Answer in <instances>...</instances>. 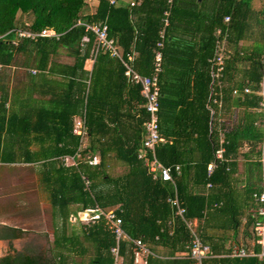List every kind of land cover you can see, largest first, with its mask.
<instances>
[{"label":"trees","instance_id":"1","mask_svg":"<svg viewBox=\"0 0 264 264\" xmlns=\"http://www.w3.org/2000/svg\"><path fill=\"white\" fill-rule=\"evenodd\" d=\"M87 1L0 0V64L7 65L16 55L35 50L40 57L36 66L43 70L50 54L64 49L75 58L70 70L79 71L85 79L83 66L94 49L95 36L79 23H101L107 26L108 38L116 41L124 56L136 53L135 70L150 76L157 44L161 42L158 116L159 132L165 141L156 147V156L164 166L172 168L174 184L153 179L138 158L148 119L144 98L139 86L127 82L122 65L112 60L108 52H100L89 87L79 82L75 89L70 88L69 98L74 102L68 103L71 110L63 115L65 121H59L64 128L57 131L62 144L42 147L40 152L50 157L75 155L79 138L72 135L71 117L76 115L78 104L86 110L90 144L78 166L65 168L52 163L57 165V173L49 180L56 184L52 197L60 208L62 221L66 222L70 213L87 208L118 207L122 228L131 238L141 239L151 247H166L171 256L177 251L188 252L190 234L179 218H173L174 208L168 202L174 197L175 188L186 210L185 219L196 222L194 227L203 243L212 244L213 255L219 256L202 264H264V259L220 255L226 252L225 235L236 232L240 215L250 208L260 184L257 160L247 170L243 187L237 176L241 149L247 146L253 153L263 137L264 115L259 107L258 85L264 70V43H252V49L241 45L252 29V0H140L133 7L128 0L115 6L108 0H98L95 12L84 15ZM19 12L32 19L28 26L21 22V31L37 34L50 29L59 34L58 39H19ZM226 17L228 22L224 21ZM84 36L89 41L81 45ZM12 39L18 41L16 46L11 44ZM220 53L224 58L223 77L216 80L215 60ZM245 88L249 94H244ZM236 90L238 95L233 94ZM225 114L230 116L231 124L223 123ZM220 148L222 159L216 157ZM110 155L128 168L125 174H108ZM255 156L257 159L258 151ZM95 157L98 163L89 164L88 160ZM176 165L181 166L179 175L174 171ZM83 178L89 181L88 189ZM70 205L76 207L71 210ZM224 219L227 223L219 225ZM255 221L248 214L244 226L247 235ZM87 225L88 228H81V236L93 247V256L79 264H114L110 250L115 237L106 221ZM219 226L227 227L220 236L212 234ZM79 234L73 230L69 241L64 233L57 236L54 246L58 252L52 257L7 256L0 258V264H62L64 251L86 255L89 250ZM120 248L127 264H133L128 243L123 242ZM253 249L259 251L257 246ZM149 264L195 263L190 258H173L153 259Z\"/></svg>","mask_w":264,"mask_h":264},{"label":"crops","instance_id":"2","mask_svg":"<svg viewBox=\"0 0 264 264\" xmlns=\"http://www.w3.org/2000/svg\"><path fill=\"white\" fill-rule=\"evenodd\" d=\"M90 2L92 3L87 5L84 15L93 14L96 10L98 0H90ZM31 21L30 17L19 12L17 28L20 29L18 30H21V22L24 26H28ZM39 58L37 52L33 50L31 54L27 52V54L16 55L7 65L0 64V258L7 256L52 257L58 252L54 246L57 236L64 233L66 241H69L73 230L77 227L80 229L89 227L82 222H72V216L81 211L75 214L70 213L67 221L63 222L59 212L60 208L53 202L52 195H55L56 184H53L49 177H56L57 165L52 166V163L58 162L62 167L70 168L64 166L61 161L67 155L50 157L41 155L40 152L42 147L62 144L59 142L57 131L64 128L60 126L59 121L63 119L66 110L68 112L71 110V107L68 109V103L74 102L69 98L71 97L70 88L75 89L79 82L86 83L89 87L94 63L90 61V56L86 59L83 66L84 79L79 71L74 73L70 70L75 63V58L68 55L64 49H58L55 54H50L46 68L43 70L36 66ZM110 58L119 62L116 58L111 56ZM3 103H5L4 106H2ZM81 111L82 108L78 104L74 111L76 115L71 117L73 136H75L73 122ZM220 139H224L222 133ZM242 155L244 156V153ZM97 160L99 161L98 158ZM113 160L120 163L114 157ZM240 160L244 162L242 156L238 159ZM240 165L238 164V167ZM247 170L237 172L238 179L243 183L241 187L244 185ZM75 207L76 205L69 206L71 210ZM244 213L246 211L240 215L241 224L236 232L232 230L225 235L224 250L226 252L220 254L221 256L227 257L229 247L233 243L248 247L252 245V243L247 245L244 235H240V232L243 234L245 231V228H240L245 220ZM224 222L226 219L219 221V225L227 223ZM192 223L197 226L196 222ZM225 227L219 226L218 230H213L212 234L220 236L226 229ZM127 237L133 239L129 235ZM123 242L128 243V249L132 253L130 257L132 263L135 264L131 243L127 240L121 241L120 247ZM86 244H88L86 245L87 250L93 248L88 241ZM144 244L153 253V256L148 259V264L153 259L171 261L173 258H188L186 256L188 252L177 251L171 256L170 249L166 247H151L145 242ZM204 244L210 248L212 246L205 242ZM120 249L117 264H127L124 255H120ZM63 253L65 259L62 264L80 263H72V255H69L67 251ZM127 254L128 251L125 255Z\"/></svg>","mask_w":264,"mask_h":264},{"label":"built area","instance_id":"3","mask_svg":"<svg viewBox=\"0 0 264 264\" xmlns=\"http://www.w3.org/2000/svg\"><path fill=\"white\" fill-rule=\"evenodd\" d=\"M110 5H118L123 0H108ZM130 7L139 5L140 0H128ZM173 0H168L172 2ZM168 15V13H167ZM228 17L224 19L225 22H228ZM83 25L86 31L91 32L95 36V45L92 53L90 55V61L95 62L98 54L100 52H108L109 55L113 58H116L124 69V77L129 83L137 85L140 87V94L145 101V110L148 113V119L144 124L145 127V138L142 145V151L139 153L138 158L143 160L145 167L149 174L152 175L153 179H160L163 182H171L174 184L172 177V168L164 166L156 156V147L164 143V138L159 132V97H160V88L158 75L162 71V54L160 48L162 43L157 44L158 50L155 52L152 73L150 76H143L139 74L134 68V61L136 58V53H128L125 56L121 48L117 45L114 39H109L107 34V26L105 24H93L88 25L85 23H79ZM168 24V20H164V26ZM17 37L20 38H30L36 39L38 37H49L58 39L59 34L55 33L50 29H44L40 33H31L28 31L17 30ZM161 38L163 34L161 33ZM89 41L87 36H84L81 40V45ZM11 44L16 46L18 44L17 40H12ZM224 49V47H223ZM215 79H220L223 77L224 70V58L222 54L218 55L215 60ZM35 73V71H33ZM259 91L258 95L261 100L259 103L260 110L264 115V70L262 74L261 81L258 85ZM244 94H249L250 90L245 88L243 90ZM234 95H238L239 91H234ZM73 134L79 138V147L75 155H67L61 159L62 164L66 167H77L78 161L81 160V155L83 151L87 148L86 142L89 141V135L86 126V110L82 108L81 113L75 117L73 122ZM263 137L262 141L258 146L259 155L257 162L259 164L260 171V184L259 189L252 196V203L249 208V215L252 218H255L253 223L252 230L254 234V241L250 247L241 246L236 243H233L229 247L228 257L231 258H247L254 257L258 260L264 259V117H263ZM223 139L221 140V142ZM223 149L220 148L216 153L218 159H222ZM89 164L95 165L98 163L97 158L88 160ZM212 169V166H209V170ZM174 171L179 175L181 171V166L176 165ZM84 183L86 188L89 187V181L86 178ZM210 187V184L207 185ZM168 202L174 208L173 218H179L190 234L189 242V251L186 255L188 258L193 260L195 264H202L204 260L214 258L211 248L204 244L199 233L194 228L192 222L185 219L186 210L181 206L176 189L174 188V197L168 199ZM118 212H121L118 207L111 209H102L99 206L93 208H87L75 216H72V222H82L85 224H94L101 219H104L108 227L112 230L115 236L116 245L111 248V253L115 259V264L119 260V248L120 242L127 240L132 245V252L134 257L135 264H148V259L153 256V253L150 249L144 244L140 239H129L125 234L122 228V220L118 216ZM259 247V251L255 252L254 247Z\"/></svg>","mask_w":264,"mask_h":264},{"label":"rangeland","instance_id":"4","mask_svg":"<svg viewBox=\"0 0 264 264\" xmlns=\"http://www.w3.org/2000/svg\"><path fill=\"white\" fill-rule=\"evenodd\" d=\"M88 1H89V3L87 5H90L92 2H90V0H88ZM251 7H252V11L254 13L253 14L254 17L252 19V26H251L252 29H251V31L249 33L248 38H246V40L241 42V45L243 47H247L249 49H252L251 45L254 42H259L261 44L264 43V0H252ZM255 19H258L259 23H256ZM229 118H230V116L228 114H225L224 115V119L225 120H223V123L231 124L230 121H229ZM89 144H90V141H87L86 142V147H88ZM256 151H258V155H259L258 148H256L253 151V153H250V148H248L247 146H244V148L241 149L240 154L244 158V162H241L242 160L238 161V164H241L238 167V170L240 171V173L242 172V170L243 171H245L247 169L251 170V168H252L251 164H253L254 161H256L258 159V158L256 159V156H255V152ZM242 153H244V155L246 154L247 156L246 157L243 156ZM107 163H108V166H107L108 174L111 175V177L121 176V175L125 174L127 172V170H128V168L125 165H123L121 163H116L113 160V156L112 155H110V158H109ZM72 168H74V167H72ZM245 214L246 215L243 216V218H245L244 223L246 222V219L248 217L249 208H248V212L246 210ZM244 223L242 222L243 225H241L240 228H244V226H245ZM75 230H76V232H80L81 233V234H79L80 236L82 235L80 227H77ZM248 233H249V235H247L245 232H243V234L240 232V235L241 236L244 235L245 243L247 245H250L248 243H253V241H254V234H253L252 227L248 228ZM80 240L84 244L85 247H86V245L88 246V244H86V241L83 239V237H80ZM45 245H46V243H45ZM92 256H93V249H90L89 253L86 254V255H83V256L72 255V259H73L72 263H78L80 261L87 262Z\"/></svg>","mask_w":264,"mask_h":264},{"label":"water","instance_id":"5","mask_svg":"<svg viewBox=\"0 0 264 264\" xmlns=\"http://www.w3.org/2000/svg\"><path fill=\"white\" fill-rule=\"evenodd\" d=\"M200 1V0H199Z\"/></svg>","mask_w":264,"mask_h":264}]
</instances>
